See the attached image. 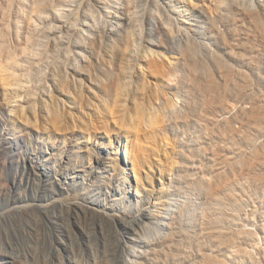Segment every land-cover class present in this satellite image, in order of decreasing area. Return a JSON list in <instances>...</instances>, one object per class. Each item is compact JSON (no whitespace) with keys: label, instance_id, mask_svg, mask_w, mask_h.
I'll list each match as a JSON object with an SVG mask.
<instances>
[{"label":"bare ground","instance_id":"bare-ground-1","mask_svg":"<svg viewBox=\"0 0 264 264\" xmlns=\"http://www.w3.org/2000/svg\"><path fill=\"white\" fill-rule=\"evenodd\" d=\"M198 1L0 0V29L9 27L15 34L11 38L22 41V46L0 41V104L20 114L24 101L29 115L42 111L53 123L60 121L57 109L44 106L40 110L33 105V77L16 58L36 63L38 55L31 47L40 53L50 48L55 51L58 44L69 49L61 40L66 38L76 43L75 55L80 60L75 61L80 67L93 64L101 51L108 55L113 66L109 68L119 79L108 87L117 109L112 113L122 119L130 116L124 137L129 140L128 133L133 131L132 136L143 142L158 130V121L156 107L150 103L139 107L137 96L145 92L150 98L156 92V83H147L149 74L176 77L179 85L176 91L171 89L172 99L157 103L163 117L160 127L183 132V137L188 127L200 133L188 143L189 155H181V167L198 161L194 163L196 173L190 176L185 170L176 177L180 182L182 177L184 187L177 202L179 220H187L193 229L184 228L174 246L177 264H264V248L252 230L255 226L264 234V0L258 1L256 9L248 0H218L214 12L202 10L206 23L196 33L187 20L201 11ZM229 16L236 30L220 33L212 42L217 22H228ZM81 20L86 21L80 24ZM155 37L180 40L181 58L168 62L160 52L163 44L150 40ZM22 70L26 76L19 75ZM122 82L137 84L128 89ZM122 152L129 164L136 160L128 141ZM135 169L133 162L137 174ZM5 220L0 211V223ZM28 231L37 238L45 236L24 219L18 236L29 238ZM6 252L1 254L13 258Z\"/></svg>","mask_w":264,"mask_h":264},{"label":"rangeland","instance_id":"rangeland-1","mask_svg":"<svg viewBox=\"0 0 264 264\" xmlns=\"http://www.w3.org/2000/svg\"><path fill=\"white\" fill-rule=\"evenodd\" d=\"M216 1H198L201 11L187 20L196 33L206 23L202 10L214 12ZM248 1L256 9L259 0ZM217 23L212 42L218 34L236 30L230 25V16L228 22ZM10 34L15 36L9 27L1 28L0 41L6 46H22V41L16 42ZM157 38L150 40L158 46L163 44L160 52L168 62L181 58L180 40ZM61 40L69 49L58 44L57 52L50 48L40 53L31 47V52L38 55L36 63L16 58L33 77V105L57 109L61 120L53 123L54 119L42 111L37 116L29 115L24 101L25 109L19 106L20 114L10 113L0 104V211L7 219L0 223V264H177L174 246L182 239L184 228L193 229L187 220H179L177 202L184 187L182 177L181 182L176 177L185 170L190 176L196 173L194 163L198 161L181 167V155H189L188 143L200 135L192 127L187 128L186 137L183 132L162 131L160 127L163 117L157 103L172 99L171 89L177 90L178 80L162 73L149 74L147 83H156L157 90L150 98L140 92L137 102L139 107L149 103L156 107L158 130L143 142L130 131L128 140L123 128L129 127L126 119L131 121L130 116L122 119L112 113L117 109L110 101L108 87L116 81L118 84L119 79L109 68L108 55L101 51L96 63L80 67L76 63L80 60L75 55L76 43ZM18 55L23 54L18 51ZM26 72L22 70L19 75L26 76ZM124 84L129 89L133 83ZM127 141L137 156L133 161L137 174L133 162L129 164L122 152ZM24 219L45 236L40 234L38 238H42L38 239L29 231V238L18 236V226ZM252 230L258 233L257 242L264 248V234L255 226ZM6 251L13 258L1 254ZM29 255L30 261L26 260Z\"/></svg>","mask_w":264,"mask_h":264}]
</instances>
